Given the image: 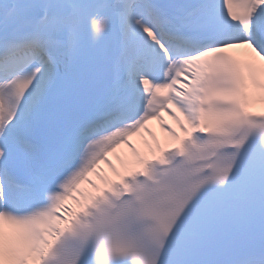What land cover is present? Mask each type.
<instances>
[{
  "label": "snow or ice",
  "instance_id": "snow-or-ice-1",
  "mask_svg": "<svg viewBox=\"0 0 264 264\" xmlns=\"http://www.w3.org/2000/svg\"><path fill=\"white\" fill-rule=\"evenodd\" d=\"M0 264H264V0H0Z\"/></svg>",
  "mask_w": 264,
  "mask_h": 264
},
{
  "label": "bare ground",
  "instance_id": "bare-ground-1",
  "mask_svg": "<svg viewBox=\"0 0 264 264\" xmlns=\"http://www.w3.org/2000/svg\"><path fill=\"white\" fill-rule=\"evenodd\" d=\"M166 119H167V117H166ZM155 123V122H154ZM159 134V133H158ZM125 152H126V150H124Z\"/></svg>",
  "mask_w": 264,
  "mask_h": 264
}]
</instances>
